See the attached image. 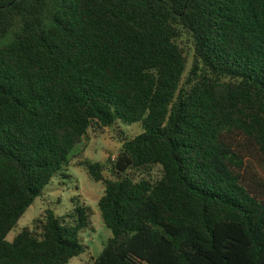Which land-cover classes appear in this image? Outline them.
Instances as JSON below:
<instances>
[{
    "label": "trees",
    "instance_id": "1",
    "mask_svg": "<svg viewBox=\"0 0 264 264\" xmlns=\"http://www.w3.org/2000/svg\"><path fill=\"white\" fill-rule=\"evenodd\" d=\"M117 123L91 264H264V0H0V264L85 253L84 204L6 238Z\"/></svg>",
    "mask_w": 264,
    "mask_h": 264
},
{
    "label": "rangeland",
    "instance_id": "2",
    "mask_svg": "<svg viewBox=\"0 0 264 264\" xmlns=\"http://www.w3.org/2000/svg\"><path fill=\"white\" fill-rule=\"evenodd\" d=\"M142 132L140 124L124 126L115 124L101 132L90 130L85 137L82 151L75 153L76 159L69 167L54 177L51 183L43 190L42 195L25 212L16 227L9 233L6 240L12 242L17 234L24 228L35 230L36 220L50 210L58 217L69 215L78 205L84 204L91 210L90 224L80 234L81 243L86 251L81 256L72 259L68 264H91V259L97 258L105 247L111 232L104 225L97 207L98 200L104 193L102 183L94 182L87 174L85 168L79 164L88 162L92 164H105L110 158H116L122 143L132 139ZM153 178L158 177L159 170L152 171ZM141 174H137L140 179ZM104 178L112 179L110 171H104Z\"/></svg>",
    "mask_w": 264,
    "mask_h": 264
},
{
    "label": "built area",
    "instance_id": "3",
    "mask_svg": "<svg viewBox=\"0 0 264 264\" xmlns=\"http://www.w3.org/2000/svg\"><path fill=\"white\" fill-rule=\"evenodd\" d=\"M115 158H112V161H114Z\"/></svg>",
    "mask_w": 264,
    "mask_h": 264
}]
</instances>
